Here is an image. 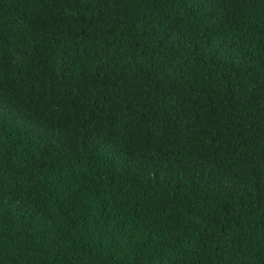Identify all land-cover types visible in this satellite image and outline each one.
I'll list each match as a JSON object with an SVG mask.
<instances>
[{
    "label": "trees",
    "instance_id": "obj_1",
    "mask_svg": "<svg viewBox=\"0 0 264 264\" xmlns=\"http://www.w3.org/2000/svg\"><path fill=\"white\" fill-rule=\"evenodd\" d=\"M0 264H264V0H0Z\"/></svg>",
    "mask_w": 264,
    "mask_h": 264
}]
</instances>
